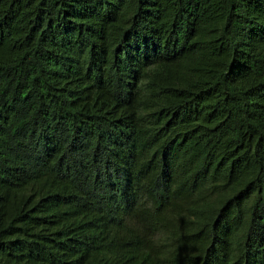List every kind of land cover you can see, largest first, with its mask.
<instances>
[{
	"label": "trees",
	"instance_id": "16d2710c",
	"mask_svg": "<svg viewBox=\"0 0 264 264\" xmlns=\"http://www.w3.org/2000/svg\"><path fill=\"white\" fill-rule=\"evenodd\" d=\"M0 264H264V0H0Z\"/></svg>",
	"mask_w": 264,
	"mask_h": 264
}]
</instances>
